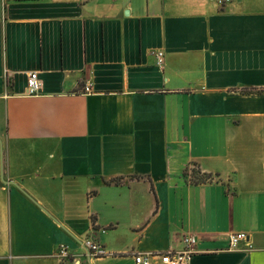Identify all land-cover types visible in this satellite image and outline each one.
<instances>
[{
  "label": "crops",
  "instance_id": "obj_1",
  "mask_svg": "<svg viewBox=\"0 0 264 264\" xmlns=\"http://www.w3.org/2000/svg\"><path fill=\"white\" fill-rule=\"evenodd\" d=\"M188 237L190 264H264V0H0V264Z\"/></svg>",
  "mask_w": 264,
  "mask_h": 264
},
{
  "label": "built area",
  "instance_id": "obj_2",
  "mask_svg": "<svg viewBox=\"0 0 264 264\" xmlns=\"http://www.w3.org/2000/svg\"><path fill=\"white\" fill-rule=\"evenodd\" d=\"M218 5L224 6L229 0H213ZM163 53L159 52L156 56L157 66L163 65ZM40 82L37 73H30L27 78L26 94L28 96H37L40 94ZM84 93H91L89 86L84 88ZM247 239V235L242 232L231 233L228 237L229 249L234 250L238 248ZM84 246L89 250L93 257H100L104 254L103 248L98 244L87 241ZM198 253L197 240L195 237L185 238L183 241V248L179 251H168L163 254L152 253H136L134 254L135 264H152L157 258L163 259L167 264H190L193 256ZM57 257L61 260L70 258L69 251L61 246L57 249Z\"/></svg>",
  "mask_w": 264,
  "mask_h": 264
},
{
  "label": "trees",
  "instance_id": "obj_3",
  "mask_svg": "<svg viewBox=\"0 0 264 264\" xmlns=\"http://www.w3.org/2000/svg\"><path fill=\"white\" fill-rule=\"evenodd\" d=\"M192 181L191 183L198 185V184H205L209 181V177L206 175L200 174V172L197 170V172L192 171L191 175Z\"/></svg>",
  "mask_w": 264,
  "mask_h": 264
},
{
  "label": "water",
  "instance_id": "obj_4",
  "mask_svg": "<svg viewBox=\"0 0 264 264\" xmlns=\"http://www.w3.org/2000/svg\"><path fill=\"white\" fill-rule=\"evenodd\" d=\"M2 182L3 183H6L4 180H2ZM10 184H12V185H14L15 187H18V186H16L15 184H13V183H10ZM23 192V191H22ZM24 193V192H23ZM25 194V193H24ZM26 195V194H25ZM27 196V195H26ZM28 198H29V196H27ZM30 199V198H29ZM38 208L39 209H41L42 211H44L46 214H47V212L43 209V208H41L40 206H38ZM47 215H49V214H47ZM49 217L57 224V225H59L63 230H65V228L57 221V220H55L53 217H51L50 215H49ZM66 231V230H65ZM75 239V238H74ZM76 242H78L79 244H81L82 245V243L80 242V241H78V240H75ZM83 248H84V250L86 251V253L87 254H90L89 253V250L85 247V246H83Z\"/></svg>",
  "mask_w": 264,
  "mask_h": 264
},
{
  "label": "rangeland",
  "instance_id": "obj_5",
  "mask_svg": "<svg viewBox=\"0 0 264 264\" xmlns=\"http://www.w3.org/2000/svg\"><path fill=\"white\" fill-rule=\"evenodd\" d=\"M192 171H193V172H197V168H196V167H191L190 175H192Z\"/></svg>",
  "mask_w": 264,
  "mask_h": 264
}]
</instances>
